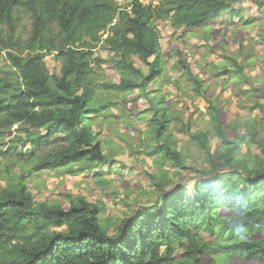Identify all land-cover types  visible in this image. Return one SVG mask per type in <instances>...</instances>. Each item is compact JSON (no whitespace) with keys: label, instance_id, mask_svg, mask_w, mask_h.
Wrapping results in <instances>:
<instances>
[{"label":"trees","instance_id":"obj_1","mask_svg":"<svg viewBox=\"0 0 264 264\" xmlns=\"http://www.w3.org/2000/svg\"><path fill=\"white\" fill-rule=\"evenodd\" d=\"M238 1L160 0L152 8L132 0L125 11L116 0H0V136L17 125L24 134L7 140L8 152L21 157L23 145H30L32 164L19 182L0 187V264H212L215 253L233 264H264V141L252 128L226 136L222 112L211 104L222 148L211 152L208 132L190 133L211 160V173L197 174L191 190L160 189L154 203L112 228L101 223V204L83 196L70 197L67 209L60 200L36 202L24 183L33 171L76 173L78 164L106 163L91 128L103 107L94 102L92 74L104 61L94 56L99 44L120 78L103 86L142 89L161 71L154 20L166 15L172 29L203 27ZM21 12L30 18L26 37L17 32ZM49 55L59 63L57 73L46 66ZM133 56L147 65V74ZM190 77L200 93V78ZM152 120L158 143L148 154L155 163L183 166L180 150L164 138L166 113L156 108ZM243 141L256 144L259 155L240 157Z\"/></svg>","mask_w":264,"mask_h":264},{"label":"rangeland","instance_id":"obj_2","mask_svg":"<svg viewBox=\"0 0 264 264\" xmlns=\"http://www.w3.org/2000/svg\"><path fill=\"white\" fill-rule=\"evenodd\" d=\"M131 1L116 3L119 10L129 11ZM140 2L152 8L160 4V0ZM20 15L17 32L26 37L30 18L23 12ZM169 21L166 15L153 21L159 33L161 71L145 88L120 92L103 86L118 83L120 78L108 52L100 44L94 49V56L104 60L92 72L94 102L103 107L92 117L91 128L107 161L78 164L72 167L82 168L76 173L67 168L33 171L24 183L36 202L60 200L67 209L70 197H86L102 205L101 223L112 228L114 222L154 203L160 189L171 192L186 185L191 190L197 174L211 173V160L196 147L190 133L208 132L211 152L222 148L211 123L209 104L222 112L226 136H240L252 128L264 141V100L257 89L264 91V0H239L203 27L172 29ZM44 60L49 72L59 71L54 56ZM132 60L143 74L148 73L147 65L135 56ZM190 73L200 78V93L194 90ZM156 108L169 118L164 138L180 150L183 166L167 160L155 163L154 156L148 154L158 143L152 135ZM23 134L15 125L0 136V187L19 182L23 170L27 172L32 165L27 158L30 145H23L21 157L7 149L9 138ZM238 152L240 157L259 155L257 145L246 141L241 142ZM210 259L212 264H233L216 253Z\"/></svg>","mask_w":264,"mask_h":264}]
</instances>
